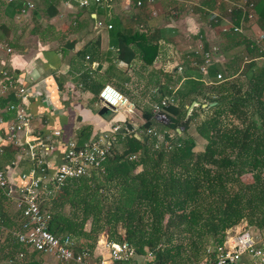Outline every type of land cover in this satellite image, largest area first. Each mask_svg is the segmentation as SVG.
<instances>
[{"label":"trees","instance_id":"1","mask_svg":"<svg viewBox=\"0 0 264 264\" xmlns=\"http://www.w3.org/2000/svg\"><path fill=\"white\" fill-rule=\"evenodd\" d=\"M191 1L184 0L175 14L189 10ZM252 1L254 19L264 29V0ZM196 13L204 16L200 7ZM242 16L233 9V24L241 32L229 29L220 32L219 42L203 43L202 51L212 59L207 76L221 72L223 81L205 85L185 77L174 93L179 104L164 108L166 123L154 121L150 105H137L142 128L163 133L168 149H155L147 136L119 139L102 171L71 180L42 200L49 231L68 235L75 255H92L98 237L107 233L111 241H126L140 257L150 253L153 264H202L207 249L220 245L240 223L255 229L252 234L264 231V66L256 64L264 52L241 26ZM159 39L156 29L118 30L117 58L126 64L140 58L151 68ZM173 76L182 78L176 70L168 73ZM153 94L159 96L153 104H159L172 89L159 83ZM201 95L206 107L185 119V106ZM192 126L206 143L201 151L186 134ZM244 175H250L249 183L241 180ZM20 253L18 264H39L15 236L0 240V259Z\"/></svg>","mask_w":264,"mask_h":264},{"label":"crops","instance_id":"2","mask_svg":"<svg viewBox=\"0 0 264 264\" xmlns=\"http://www.w3.org/2000/svg\"><path fill=\"white\" fill-rule=\"evenodd\" d=\"M68 1L71 5L65 7L62 0H38L35 9L22 14L23 0L12 3L0 0V81L6 72L28 93L23 106L30 126L16 146L6 138V122L14 118V113L7 107L17 99L13 92L0 96V169L16 189L28 183V178H21L23 174L36 170L28 154L30 144L45 142L54 147L44 161L46 173L41 175L37 170L34 173L35 177L47 180L62 163L67 141L72 140L81 146L108 131L115 123L142 126L141 107L137 105L151 106L153 100L159 99L153 94L156 84L167 83L172 90H177L183 86L184 78L190 77L209 85L206 80L214 77L198 71L202 56L197 45L199 42L202 45L219 42L220 32L234 22L226 10L238 9L245 0H192L193 7L183 9L179 14L174 10L181 8L184 0H153L151 5L140 8L127 5L124 0H112L85 9L78 8V0ZM199 7L204 11L203 17L196 13ZM99 21L105 27L111 25V28L97 27L95 23ZM240 23L241 26L245 24L246 32L253 39L261 34L264 36L259 20H241ZM130 28L159 30L158 53L151 68L140 58L131 64L117 58L116 32ZM3 44L10 49L9 53L2 48ZM261 44L264 45V40ZM192 50L195 56L188 53ZM183 61L184 73L177 72L182 78H169L168 73L175 72L178 65L184 68ZM256 64L263 66L264 58L258 59ZM105 84L114 86L135 105L133 115L124 111L101 113L103 106L97 96ZM202 96L198 99L196 96L192 102L205 108ZM56 131L60 136H53ZM190 136L197 151H201L205 141L195 132ZM0 217V240L3 242L6 236H14L23 219L14 204L1 194ZM99 239H108L107 233L101 234ZM96 248L94 255L104 252L102 247ZM138 258L141 257L138 255ZM20 259L18 255L13 260L0 259V264H18ZM35 260L39 264H61L51 256L38 253H35Z\"/></svg>","mask_w":264,"mask_h":264},{"label":"built area","instance_id":"3","mask_svg":"<svg viewBox=\"0 0 264 264\" xmlns=\"http://www.w3.org/2000/svg\"><path fill=\"white\" fill-rule=\"evenodd\" d=\"M6 3H12L15 0H3ZM38 0H23V6L20 13L35 9ZM112 0H78L77 6L80 9L88 8L90 5L101 6ZM127 5H133L137 8L143 5H151L153 0H124ZM65 7L71 4L68 0H62ZM235 8H228L226 13L232 17V11ZM242 11V20H254V2L245 0L238 7ZM97 27H105L102 22L96 23ZM110 29L111 25L105 27ZM241 32L240 26L234 24L227 31ZM264 36H257L260 52H264V45L261 41ZM2 48L7 53L10 49L3 44ZM200 54H202V63L198 67L201 74H206L209 64L211 63V53L202 51L201 42L197 45ZM214 51V50H213ZM264 66V65H263ZM178 73H182L183 67L178 65L175 69ZM3 80L0 81V96H5L9 92H13L17 102L10 103L7 110L14 113V118L6 122V138L7 140L18 145L22 134H25L30 126V119L27 114L23 101L27 99L28 93L25 88L17 86L11 80L7 73H3ZM223 81L221 72L216 73L214 79H207V84L218 83ZM176 89L172 90L166 99L159 104L151 105L153 119L156 123H166L167 117L164 108L170 105L179 104V99L174 95ZM98 102L102 106L111 107L113 112L124 111L128 115H133L136 111L135 105L118 89L110 84L102 86L98 93ZM1 121V120H0ZM147 136L154 141L155 149H168L170 142L165 139L163 133L155 128H142V126H134L129 122L115 123L108 131L101 133L96 138L82 144L76 145L75 142L69 140L65 143V152L62 163L59 165L56 173L44 179V177H35L37 170L41 175L46 173L45 159L54 150V147L45 142H39L37 145L30 144L28 146V154L33 161L36 170H31L28 174H23L22 179H29L28 183L21 188H14L0 169V194L6 198L20 212L23 219L20 228L13 234L18 243L22 244L31 251L51 256L61 264H153L151 254L147 253L143 257L138 258L135 250L126 242H114L109 239H99L96 246L103 249L101 255H89L82 253L75 255L74 242L68 235L55 236L48 229L49 217L41 209V199H48L56 191L63 188L69 181L81 177H87L92 171L103 170V164L110 154L113 145L119 140L130 138L132 136ZM53 136H60V132L56 131ZM49 141V139H48ZM131 156L129 159H134ZM2 218L0 217V232L2 230ZM206 258L202 264H264V231L259 234H251L250 228L246 225H238L234 229L229 230L223 242L214 249L208 248ZM19 258L23 254H18ZM140 259V260H139Z\"/></svg>","mask_w":264,"mask_h":264},{"label":"water","instance_id":"4","mask_svg":"<svg viewBox=\"0 0 264 264\" xmlns=\"http://www.w3.org/2000/svg\"><path fill=\"white\" fill-rule=\"evenodd\" d=\"M199 104L196 103V102H192L189 106L186 107V114H185V119H188L189 116L192 114L194 108L198 107ZM203 107H206V105H203ZM112 112V108L111 107H106V106H103L101 108V113H105V112ZM179 132V130H177ZM136 137L140 138L139 136L136 135Z\"/></svg>","mask_w":264,"mask_h":264},{"label":"rangeland","instance_id":"5","mask_svg":"<svg viewBox=\"0 0 264 264\" xmlns=\"http://www.w3.org/2000/svg\"><path fill=\"white\" fill-rule=\"evenodd\" d=\"M262 65H263V64H262ZM186 134L189 135V136H190V134H194L193 126L190 127V128L188 129V131L186 132ZM196 149H197V148H196ZM241 180H242L244 183H249V182L251 181V177H250V175H244V176L241 177ZM243 224H246V225H247L246 222L240 223L239 225H243ZM250 232H251V234H252V233L256 232V230L252 228V229H250ZM253 235H254V234H253ZM172 243H173V242H172ZM168 244H169V242H168ZM170 244H171V243H170Z\"/></svg>","mask_w":264,"mask_h":264}]
</instances>
